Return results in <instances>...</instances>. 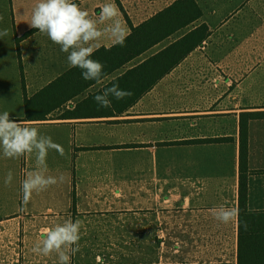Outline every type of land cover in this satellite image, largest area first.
Segmentation results:
<instances>
[{
	"label": "crops",
	"instance_id": "1",
	"mask_svg": "<svg viewBox=\"0 0 264 264\" xmlns=\"http://www.w3.org/2000/svg\"><path fill=\"white\" fill-rule=\"evenodd\" d=\"M193 1L197 20L128 61L95 59L106 72L100 83L75 68L76 81L61 83L63 106L28 119L25 96L74 68L68 53L29 28L36 0H0V31L7 30L0 113L29 122L65 150L47 157L49 174L65 181L33 194L26 207L21 182L35 159L0 150V264H58L32 249L42 229L69 218L82 221L71 264H239L241 137L247 207L264 211V118L253 116L264 112V0ZM75 2L93 18L103 3H115L130 35L179 0ZM203 25L207 36L158 79L163 65L154 56ZM111 47L104 39L95 52ZM113 83L133 94L98 110L93 97ZM216 138L228 140L196 142ZM221 205L238 210L235 222L214 218Z\"/></svg>",
	"mask_w": 264,
	"mask_h": 264
},
{
	"label": "clouds",
	"instance_id": "2",
	"mask_svg": "<svg viewBox=\"0 0 264 264\" xmlns=\"http://www.w3.org/2000/svg\"><path fill=\"white\" fill-rule=\"evenodd\" d=\"M100 25H103L101 28ZM29 28L46 35L54 44L68 53L67 60L72 68L81 70L85 81L100 83L104 76V65L91 57L101 46L104 39L113 46H126L128 29L121 18L119 8L113 2L100 6L98 17L81 8L75 0H36L31 10ZM7 30L0 31V37L6 36ZM131 91L122 90L118 83L105 88L93 97L99 109L112 107V101H123L130 97ZM0 150L6 158L33 156L34 170L27 171L21 182L22 203L26 207L33 194L39 195L50 187L63 183L65 176L49 174L47 157L49 151L55 150L65 156L64 148L55 143L51 136L42 135L36 126L22 120H13L9 112L0 113ZM13 173L9 171L5 186H11ZM214 218L229 224L236 221L238 210L221 205L212 209ZM247 227V225H245ZM82 221L71 218L63 223L42 229V238L33 247V253L50 257L55 255L58 264H71V257L79 251Z\"/></svg>",
	"mask_w": 264,
	"mask_h": 264
},
{
	"label": "trees",
	"instance_id": "3",
	"mask_svg": "<svg viewBox=\"0 0 264 264\" xmlns=\"http://www.w3.org/2000/svg\"><path fill=\"white\" fill-rule=\"evenodd\" d=\"M201 15L197 4L193 0H179L165 11L145 23L133 27L127 36L126 46L115 45L109 50L101 49L93 54L92 59L103 57L104 60L115 64L128 61L139 56L151 46L170 37L175 31L191 24ZM205 25L190 31L181 39L175 41L161 51L153 59L158 60L159 77L172 70L184 57L187 56L207 36ZM103 54V55H102ZM75 68L67 72L49 86L31 98L25 96V111L28 119L46 117L48 113L63 106L67 101L62 95L63 82L67 87L71 80L76 81ZM106 72L104 71V75ZM23 90L25 82L23 79ZM254 118H264L263 113H254ZM227 138L198 140V143L223 142ZM247 144L241 137L240 162V205H239V264H264V211H251L247 207V177L249 171L246 166ZM264 172V171H259ZM247 225V227H245Z\"/></svg>",
	"mask_w": 264,
	"mask_h": 264
}]
</instances>
